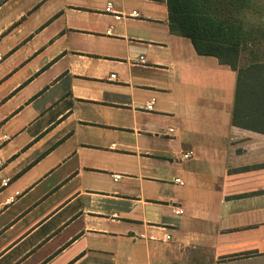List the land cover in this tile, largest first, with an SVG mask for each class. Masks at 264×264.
<instances>
[{"label":"crops","instance_id":"0c3cea01","mask_svg":"<svg viewBox=\"0 0 264 264\" xmlns=\"http://www.w3.org/2000/svg\"><path fill=\"white\" fill-rule=\"evenodd\" d=\"M0 55V264H264V108L166 0H0Z\"/></svg>","mask_w":264,"mask_h":264},{"label":"trees","instance_id":"16d2710c","mask_svg":"<svg viewBox=\"0 0 264 264\" xmlns=\"http://www.w3.org/2000/svg\"><path fill=\"white\" fill-rule=\"evenodd\" d=\"M261 0H166L169 29L190 40L194 50L201 56H213L221 64L237 70L235 109L243 107V119L255 118L257 102L264 108V63L256 61L257 45L264 41V4ZM264 1V0H262ZM251 12L263 13L258 27L249 22ZM256 29V38L252 36ZM256 39L255 40H253ZM242 51H248L253 61L245 68L238 67ZM264 113V109H262ZM240 117L234 113L233 122Z\"/></svg>","mask_w":264,"mask_h":264},{"label":"built area","instance_id":"2783aa9c","mask_svg":"<svg viewBox=\"0 0 264 264\" xmlns=\"http://www.w3.org/2000/svg\"><path fill=\"white\" fill-rule=\"evenodd\" d=\"M109 4H108V6L106 7V9H105V11L106 12H108L109 11ZM132 15H136V14H132ZM0 57H1V55H0ZM141 61H143L142 59H141ZM113 77V76H112ZM152 105H153V102H149V103H147L146 104V106H145V110L146 111H150V110H152ZM4 138H6V137H4ZM190 155H191V153L190 152H187V153H184L183 155H182V158L183 159H188L189 157H190ZM176 183H178V184H182L181 182H179V180H174ZM6 183V181H4V184ZM175 214H177V215H180V214H182V210L181 209H179V208H177L176 210H175ZM168 240H170V236L169 235H165L164 236V241H168Z\"/></svg>","mask_w":264,"mask_h":264},{"label":"rangeland","instance_id":"374dc122","mask_svg":"<svg viewBox=\"0 0 264 264\" xmlns=\"http://www.w3.org/2000/svg\"><path fill=\"white\" fill-rule=\"evenodd\" d=\"M258 5H257V7H259V5L260 6H262L263 4H264V1H259L258 3H257ZM257 14V13H256ZM256 14H253V12H251V14H250V17H248V20H249V22L250 23H252L253 25H254V27H256V28H260V27H258L259 25H258V15H256ZM255 31H256V29H253V32L254 33H252V36L254 37V38H256V34L257 33H255ZM258 35V34H257ZM253 38V40H255L256 41V39H254ZM262 45L263 44H261V47H262Z\"/></svg>","mask_w":264,"mask_h":264}]
</instances>
